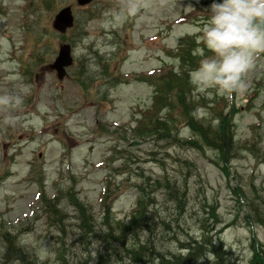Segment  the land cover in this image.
I'll return each instance as SVG.
<instances>
[{
	"label": "rangeland",
	"instance_id": "obj_1",
	"mask_svg": "<svg viewBox=\"0 0 264 264\" xmlns=\"http://www.w3.org/2000/svg\"><path fill=\"white\" fill-rule=\"evenodd\" d=\"M75 1L0 0V255L4 232L39 264H59L60 256L67 264H133L138 243L183 255L181 243L207 234L200 220L211 206L219 222L208 234L220 232L236 264H248L251 238L264 249V53L254 54L243 91L200 89L191 76L215 58L203 39L212 0H96L86 8ZM66 5L79 24L58 34L52 20ZM62 43L74 64L60 80L47 67ZM182 48L193 56L182 61ZM152 71L180 75L197 121L216 127L227 117L228 163L206 145L189 147L197 135L177 90L165 91ZM147 112L168 119V132L150 133ZM140 199L155 217L153 230L101 223H129ZM51 200L58 213L45 207Z\"/></svg>",
	"mask_w": 264,
	"mask_h": 264
},
{
	"label": "trees",
	"instance_id": "obj_2",
	"mask_svg": "<svg viewBox=\"0 0 264 264\" xmlns=\"http://www.w3.org/2000/svg\"><path fill=\"white\" fill-rule=\"evenodd\" d=\"M189 16L186 15L187 18ZM79 24V21L76 20V25ZM75 25V27H76ZM76 29V28H74ZM73 29V30H74ZM191 45H195V41H190ZM179 54L182 56V61L190 59L193 55L189 53L188 48H182ZM99 61L101 58L99 57ZM192 64H195L194 61H191ZM103 65H108L107 62L102 63ZM166 72L153 71L148 75V77L153 76L154 74H161L160 77L155 80L161 83H158L159 86L165 85V91L171 92L169 87L176 88L177 93H175V99L177 104L180 105L182 114L185 116L187 125L192 129L195 136L194 139H190L187 142L190 144L191 148H201L203 145H206L210 148H213L219 153L221 161L226 164L229 161L231 151L234 146V138L232 132V126L230 121L225 115L220 116V121L216 127L209 124H204L200 121H197L193 118L194 110L192 109L193 102L190 100L189 92L185 89L187 83L182 82L179 78L180 75L172 73V77L168 78ZM152 80V79H150ZM153 81V80H152ZM184 91H183V90ZM162 99V95H158ZM174 99H169L168 107L169 110L173 109ZM152 112H147L145 114L146 128L150 133H156L161 130V133L165 134L168 132V119L164 120L163 118H157L153 115ZM193 115V116H192ZM171 134V133H170ZM226 171V168H224ZM167 182V187L173 191H177V186L174 183ZM55 199H58L56 197ZM181 201V197L178 198ZM54 200L48 201L45 204V207L49 208L51 211L58 213L60 209H57ZM74 206L79 207L82 215L85 217L83 212V207L81 203L76 201ZM148 212V213H147ZM208 216L200 220V229H203L207 234H204L201 239H192L190 243H181L180 248H183L187 252L183 255L176 256H165L161 255L156 251L153 245L141 244L138 243L136 249L131 250V261L133 264H199L201 258L203 259V264H236L235 259L232 257L231 250H226L223 247V241L220 239L219 233H216V238L210 237L208 232L213 230L214 226L219 222L217 213L213 210V207L209 206ZM212 219V222H210ZM162 222V221H161ZM101 223L109 229H115L120 232L128 231L134 232L142 228H146L148 231L156 228V220L153 215H149V211L145 209L144 201L141 199L137 202V207L133 211V218L127 224H121L119 221L110 219L102 220ZM163 223V222H162ZM87 233L96 235L94 226L86 223ZM164 226L169 227L164 222ZM109 237L113 236L112 233L108 235ZM148 242L151 240L148 238ZM1 242L3 251L0 255V264H39L38 260L29 253L28 250L21 244L19 237L15 234L4 232L1 234ZM251 248L252 256L248 264H264V249L262 244L255 241L254 238H251ZM211 258V259H210ZM59 264H67V261L64 256L59 257Z\"/></svg>",
	"mask_w": 264,
	"mask_h": 264
},
{
	"label": "clouds",
	"instance_id": "obj_3",
	"mask_svg": "<svg viewBox=\"0 0 264 264\" xmlns=\"http://www.w3.org/2000/svg\"><path fill=\"white\" fill-rule=\"evenodd\" d=\"M207 11L203 39L215 58L204 60L191 81L197 88L215 87L221 94L243 91L254 54L264 53V0H212Z\"/></svg>",
	"mask_w": 264,
	"mask_h": 264
},
{
	"label": "water",
	"instance_id": "obj_4",
	"mask_svg": "<svg viewBox=\"0 0 264 264\" xmlns=\"http://www.w3.org/2000/svg\"><path fill=\"white\" fill-rule=\"evenodd\" d=\"M93 0H77L78 5H85ZM74 17L72 15L71 7L66 6L58 11L54 16L52 26L60 33H65L66 30L73 26ZM73 63L71 55V46L69 44H62L59 47V52L54 62L51 64L50 69L56 70L57 77L63 79L66 75V67Z\"/></svg>",
	"mask_w": 264,
	"mask_h": 264
}]
</instances>
